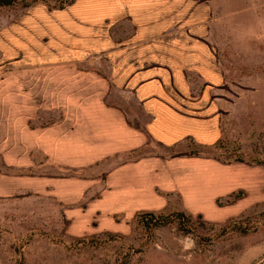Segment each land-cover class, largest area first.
<instances>
[{"label":"crops","instance_id":"1","mask_svg":"<svg viewBox=\"0 0 264 264\" xmlns=\"http://www.w3.org/2000/svg\"><path fill=\"white\" fill-rule=\"evenodd\" d=\"M201 9L183 0L36 3L2 28L0 99L5 116L18 117L6 147L18 163L33 157L36 189L100 220L179 210L221 222L259 200L260 167L189 151L218 136L213 95L192 90L218 77Z\"/></svg>","mask_w":264,"mask_h":264},{"label":"rangeland","instance_id":"2","mask_svg":"<svg viewBox=\"0 0 264 264\" xmlns=\"http://www.w3.org/2000/svg\"><path fill=\"white\" fill-rule=\"evenodd\" d=\"M70 1L13 0L0 6V62L7 58L1 53L4 26L36 3L61 8ZM183 1L185 7L194 1L202 6L218 73L214 83L192 85L194 92L213 95L218 136L188 145L189 151L222 163L253 164L264 173L257 163L264 159V0ZM4 103L0 99V264H264V187L257 202L221 222L206 219L205 212L187 214L183 227H145L136 215L130 221L117 215L100 220L79 203L66 206L36 189L33 157L18 163L16 148L6 147L8 127L16 130L18 117L5 116ZM7 118L14 123L7 125ZM225 203L217 199V209Z\"/></svg>","mask_w":264,"mask_h":264},{"label":"trees","instance_id":"3","mask_svg":"<svg viewBox=\"0 0 264 264\" xmlns=\"http://www.w3.org/2000/svg\"><path fill=\"white\" fill-rule=\"evenodd\" d=\"M13 0H0V6L9 5ZM257 163H261L264 167V159L257 160ZM241 194L240 191L232 193L226 201L233 200ZM136 221L142 223L145 227L159 226L163 224H168L171 222H177L178 225L186 224L190 217L186 213L179 210H172L169 212H140L136 214ZM182 226V225H180ZM184 226V225H183ZM182 226V227H183Z\"/></svg>","mask_w":264,"mask_h":264}]
</instances>
